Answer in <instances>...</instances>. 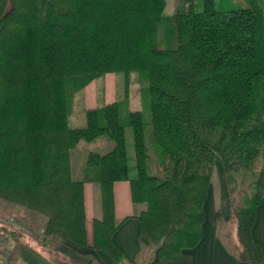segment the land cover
<instances>
[{
  "label": "trees",
  "instance_id": "16d2710c",
  "mask_svg": "<svg viewBox=\"0 0 264 264\" xmlns=\"http://www.w3.org/2000/svg\"><path fill=\"white\" fill-rule=\"evenodd\" d=\"M164 7L165 0H0V198L45 216V238L64 230L69 243L49 251L65 263L93 264V253L73 245L90 249L84 183H99L102 217L94 220L91 248L118 264L124 254L113 240V188L129 180L134 202L146 204L141 244L157 245L150 264H191L219 165L238 256L264 264L251 235L264 203V170L254 172L257 188L240 208L227 187L230 174L258 168L264 148V15L255 1L220 9L217 0H200L194 12L184 1L172 15ZM130 70L148 76L145 110L115 102L69 125L78 91L103 73ZM102 135L114 148L90 152L76 173L73 149ZM4 234L17 242L11 264H59L0 224V242Z\"/></svg>",
  "mask_w": 264,
  "mask_h": 264
},
{
  "label": "rangeland",
  "instance_id": "374dc122",
  "mask_svg": "<svg viewBox=\"0 0 264 264\" xmlns=\"http://www.w3.org/2000/svg\"><path fill=\"white\" fill-rule=\"evenodd\" d=\"M184 1L189 12H194L196 9H200V0H165L164 13L166 15L174 14L177 7L184 6ZM252 1L257 2V4L260 5L261 11L264 15V0H217V5L220 9H227L247 6ZM161 34L158 33L155 38L161 37ZM148 81V76L145 71L142 70L106 72L95 77L88 85L75 94L74 111L68 118L69 124L71 127H76L78 117L82 112L87 110L86 107L88 104L102 101V99L108 97L109 94L113 103L122 102V107L124 109H128L132 106L133 108L145 110L147 106V98L145 97L143 88L148 85ZM127 138H132V130L129 128L127 129ZM145 138L147 154H149V171L154 173L157 170L154 158V154L156 153L152 128L150 126L145 128ZM108 142L109 139L106 135L99 136L93 140H81L73 149V152L76 154V157L79 155L82 156V154H89L90 152L104 154L99 150L106 149ZM262 169L264 170V148L262 149L260 163L258 164L257 169L235 171L229 175V184L227 187L231 194L232 203L236 208H240L241 205L247 202V197L255 192L254 190L257 188L255 184L257 174L254 172ZM213 176L209 191L215 192V205L222 204L223 207L228 209L227 204L224 206V202L227 200V194L219 165H217ZM219 191H221L223 195ZM46 221L47 218L42 214L29 210L21 204L0 198V224L8 228L10 231L15 230L17 233H22L24 235V238L22 239L26 242L33 244L32 242L36 240L37 243L42 246L45 257L50 259L53 258L52 260L59 264H67L68 261L65 263L59 256L46 249V242H48L52 249L58 248L57 244L53 243L48 238H44L45 232L43 228L46 227ZM221 233L231 246L234 248L237 247V240H235L237 238L236 223L234 224L233 222L228 226L224 225ZM2 238L3 241L0 246V264H11L10 256L16 248L17 242L7 234L2 235ZM156 246V244L144 245L143 251H150V253L154 255ZM150 262L148 264H150ZM14 264L24 263L23 261L18 260Z\"/></svg>",
  "mask_w": 264,
  "mask_h": 264
},
{
  "label": "crops",
  "instance_id": "0c3cea01",
  "mask_svg": "<svg viewBox=\"0 0 264 264\" xmlns=\"http://www.w3.org/2000/svg\"><path fill=\"white\" fill-rule=\"evenodd\" d=\"M109 95L105 99H102V101L88 104L86 108L96 109L106 107L108 104L113 103V100H111ZM130 109L132 111L142 110L133 108L132 106ZM76 123L78 125V122ZM128 143L130 153L134 154L132 138H128ZM114 146L115 143L109 140L106 149H101L99 151L106 153L111 151ZM73 151L71 157L72 169L78 173L85 166L88 154H82V156L79 155L76 157V154H74ZM113 192L115 200V222L118 225V228L113 235V240L124 254V259L118 264H148L151 261V258L153 259L152 256L154 255L151 254L150 251H143L144 248L139 238L141 224L138 218L141 212L146 209V204L134 202L132 187L129 180L116 181L114 183ZM219 192L221 193V191ZM84 197L87 246L90 247V249L83 246H73L82 252L90 251L93 253L95 259L93 264H114L111 256L107 253L91 248L95 244L94 220L102 217V193L100 184L97 182H85ZM214 198L215 192L208 191L204 203L205 220L202 224V237L198 244L190 250L192 254L191 264H249L247 261L239 258L237 249L231 246L221 233L224 225L228 226L234 222L230 219L228 200L224 202V206H226V204L228 205L227 209L226 207H223L222 204L215 205ZM218 208L221 209V220L217 217L216 212ZM235 223L236 222H234V224ZM43 229L45 232V228ZM251 235L253 240L261 244L264 253V203L257 206L255 223ZM48 239L55 244L63 242L69 243L65 232L62 229L56 230L52 235L48 236ZM235 240H237V238ZM35 241L32 242L33 245L45 255L42 246ZM19 261H23V263L26 264L22 259Z\"/></svg>",
  "mask_w": 264,
  "mask_h": 264
},
{
  "label": "built area",
  "instance_id": "2783aa9c",
  "mask_svg": "<svg viewBox=\"0 0 264 264\" xmlns=\"http://www.w3.org/2000/svg\"><path fill=\"white\" fill-rule=\"evenodd\" d=\"M42 238H43V236H42ZM44 238H45V236H44ZM2 239H1V242H0V246L2 245V241H3ZM45 241H46V239H45ZM46 247H47L48 250H51L53 252H56L55 249H52V247L48 244V242H46Z\"/></svg>",
  "mask_w": 264,
  "mask_h": 264
}]
</instances>
